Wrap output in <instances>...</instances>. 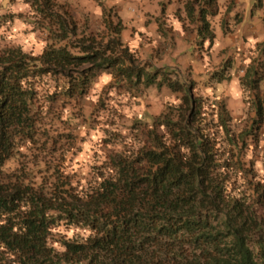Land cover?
<instances>
[{
	"label": "trees",
	"instance_id": "trees-1",
	"mask_svg": "<svg viewBox=\"0 0 264 264\" xmlns=\"http://www.w3.org/2000/svg\"><path fill=\"white\" fill-rule=\"evenodd\" d=\"M25 1L44 47L0 50V264H264V71L259 63L246 69L253 119L237 129L229 96L221 100L217 89L233 59L206 67L219 42L220 0H188L173 18L198 27L195 43L183 41L212 99L138 64L119 13L104 14L110 33H101L81 27L63 1ZM263 7L256 0L253 10ZM106 72L117 82L167 86L181 99L150 126L134 124L140 147L111 151L85 175L72 167L76 135L52 124L94 114L98 104L87 98Z\"/></svg>",
	"mask_w": 264,
	"mask_h": 264
},
{
	"label": "rangeland",
	"instance_id": "rangeland-1",
	"mask_svg": "<svg viewBox=\"0 0 264 264\" xmlns=\"http://www.w3.org/2000/svg\"><path fill=\"white\" fill-rule=\"evenodd\" d=\"M60 1L68 5L67 8L81 27L89 25L91 30L101 33H110V29L105 27L104 14H108L110 19L119 13L125 23L122 39L125 45L137 52L138 64L150 69L151 73L158 71L159 81L166 78L174 83L193 82L196 86L195 95L213 98L210 90L206 93L202 91L203 82L197 80V74L203 69L202 63H196L191 58L194 49L187 48L188 42L183 41L184 38L195 43L194 34L198 27L189 21L185 24L173 21L176 20L173 18H176L177 9L180 7L183 10L188 0ZM255 3L256 0H220V15L213 18L219 42L206 58V67L210 70L223 69L224 59L228 56L233 59L231 78L217 89L220 90L218 95L221 100L229 96L225 100L232 113L238 117L237 129H242L244 124H250L253 119L252 108L248 103L249 90L247 87L244 89L241 82L246 69L259 63L264 71V7L255 9L256 14L253 10ZM31 14V8L25 0H14L12 3L0 0V17H13L11 21L1 20L0 50L6 46H20L27 51L41 52L44 42L28 22ZM116 21L114 17L112 23L116 25ZM175 29L184 31L185 36L181 33L177 35ZM181 41L184 42L183 47H179ZM117 80L119 78H114L108 72L96 80L87 98V101L93 100L102 105H95L94 114L71 124H52L56 133L63 137L67 133L76 135L72 167L79 173L89 175L93 167L102 165L111 151L124 153L125 149L140 147L143 135L135 134L134 124L139 122L141 126H150L152 118L159 115L166 104H177L181 99L180 94H175L167 86L148 87ZM49 83L52 86L50 92L53 93V81ZM260 149H264V139L261 140ZM257 168L262 172L259 163ZM74 233V230L65 232L68 237Z\"/></svg>",
	"mask_w": 264,
	"mask_h": 264
},
{
	"label": "crops",
	"instance_id": "crops-1",
	"mask_svg": "<svg viewBox=\"0 0 264 264\" xmlns=\"http://www.w3.org/2000/svg\"><path fill=\"white\" fill-rule=\"evenodd\" d=\"M177 24H180V23H177ZM175 31H176L177 35L181 33L183 37L185 36V32L184 31H177L176 29H175ZM183 40H185V39L183 38Z\"/></svg>",
	"mask_w": 264,
	"mask_h": 264
}]
</instances>
